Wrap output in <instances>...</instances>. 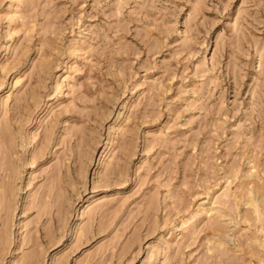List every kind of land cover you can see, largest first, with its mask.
I'll list each match as a JSON object with an SVG mask.
<instances>
[{
	"label": "rangeland",
	"instance_id": "rangeland-1",
	"mask_svg": "<svg viewBox=\"0 0 264 264\" xmlns=\"http://www.w3.org/2000/svg\"><path fill=\"white\" fill-rule=\"evenodd\" d=\"M0 264H264V0H0Z\"/></svg>",
	"mask_w": 264,
	"mask_h": 264
}]
</instances>
